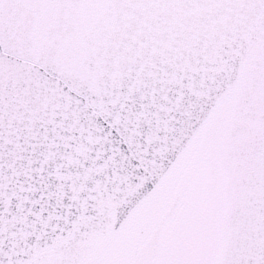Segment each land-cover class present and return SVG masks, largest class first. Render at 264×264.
<instances>
[{"label": "snow or ice", "instance_id": "6c2138e0", "mask_svg": "<svg viewBox=\"0 0 264 264\" xmlns=\"http://www.w3.org/2000/svg\"><path fill=\"white\" fill-rule=\"evenodd\" d=\"M0 264H264V0H0Z\"/></svg>", "mask_w": 264, "mask_h": 264}]
</instances>
